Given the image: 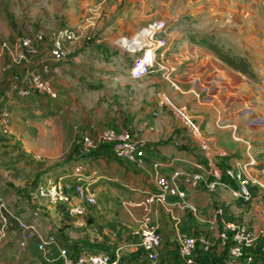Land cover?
Segmentation results:
<instances>
[{"label": "crops", "instance_id": "crops-1", "mask_svg": "<svg viewBox=\"0 0 264 264\" xmlns=\"http://www.w3.org/2000/svg\"><path fill=\"white\" fill-rule=\"evenodd\" d=\"M0 13L2 26H5L2 33L14 43L21 35H32L39 28L46 31L47 37L40 45L36 62L19 66L17 72L25 73L43 65L55 66L58 74L51 80L59 93L60 104L44 116L46 110L35 109V117L24 122L19 115L32 111L20 100H35L36 94L19 96L13 78L12 83L0 89V109H10L11 117L4 135L7 139L1 141L9 145L7 153L0 147V194L5 196L15 216L35 225L34 231L24 230L13 216L8 215L6 237L0 242V264H58L59 248L50 246L46 251L40 250L39 237L55 234L61 244L65 245L68 239L75 244V248L70 249H82V239L68 237V232L79 228L85 234L94 228L90 231L92 242L102 241L104 249L110 253L119 250L120 264H150L149 253L139 245L133 231L146 212L142 203L157 191L156 171L166 176L178 169L194 173L199 163L203 165L206 180L193 187L185 176H181L177 185L186 196L170 195L166 203L156 202L150 207L162 237L158 264H187L179 250L184 235H206L212 241L209 250L198 245L196 264H231L229 250L219 239L221 224L217 208L220 206L224 207L228 220L244 223L254 231L256 242L249 264H264L261 247L264 240V176L260 170L264 167V156L245 150L244 143L237 141L231 129L215 127L214 122L197 113L198 103L194 104L197 111L189 108L177 91L183 90L177 76L184 58L192 60L186 68L194 67L195 71L190 74H195L197 79L196 85L192 80L186 87L188 93H194L192 89L205 93L207 76L212 78L211 81L217 80V84L222 77L228 76V94L235 99L237 82L241 81V86L243 83L248 90L251 88L248 81L227 65L210 67L204 49L177 41L171 30L162 33L169 41L158 55L163 69L142 79H132L133 57L127 55L128 59L123 45L148 23L170 19V15L158 16L157 0H0ZM74 27H78L80 33L74 43H67L71 50L68 59L55 63L49 52L50 35ZM182 45L189 50L183 52ZM10 48L9 45L7 49L2 46L4 69L13 61L15 50ZM3 64L4 61L1 69ZM168 74L178 89L166 78ZM247 96L248 93L245 99ZM165 98L168 101L161 105ZM187 118L196 120L203 140L195 137ZM109 128L130 130L144 141V169L114 158L110 145L100 147L90 156H79L78 147L83 135L96 136ZM5 156L12 159L11 165L5 161ZM37 158L43 164L36 165L38 169H35ZM63 160L64 164L55 166L53 173L82 163L89 174L96 173L97 194V204L87 206L85 216L71 218L74 225L65 227L62 222L68 217H62L55 208L45 207L40 217L34 219L28 190H15V187L24 186L36 170L50 169ZM209 161L222 167H237L252 161L253 165L247 166V170L257 182L253 187V199L245 202L235 198L231 185L210 189L207 183L214 176L209 173ZM155 164L159 166L155 167ZM223 180L229 182L227 177ZM87 221L92 222L91 228ZM21 241H26L25 248L20 246Z\"/></svg>", "mask_w": 264, "mask_h": 264}, {"label": "built area", "instance_id": "built-area-1", "mask_svg": "<svg viewBox=\"0 0 264 264\" xmlns=\"http://www.w3.org/2000/svg\"><path fill=\"white\" fill-rule=\"evenodd\" d=\"M167 28L168 24L164 20L152 21L141 27L124 43L123 48L126 54L133 57L130 70L132 79H142L163 69L164 66L158 61V55L169 45L168 39L162 36ZM79 33V28L74 27L60 29L50 35L49 52L55 63L68 59L71 50L67 47V43H74ZM46 37V31L39 28L32 35H21L13 48L15 50L12 56L13 61L7 64V68L13 70L14 86L21 97L41 94L56 99L59 96L51 80L54 75L58 74L55 66L43 65L41 68L25 73L17 72L19 66L36 62L40 45ZM164 103L165 100H162L161 105ZM10 119L9 111L2 109L0 124L7 128L10 125ZM188 120L192 124V120ZM193 132L196 133L195 130ZM106 145H110L114 158L125 160L139 169H144L145 143L135 137L130 130L109 128L96 136L85 134L80 138L78 154L79 156H90ZM208 165L209 173L214 176V179L207 183L210 189H215L219 185H231V192L235 198L245 202L253 199V187L257 182L247 170V166L253 165L252 161L237 167H222L213 161H209ZM158 166L159 164H155V167ZM197 168V172L194 173L178 169L171 176L160 175L156 171L157 191L148 195L142 203L146 212L139 221L138 227L133 231V235L138 238L139 245L149 253L150 264H158L159 248L162 244V237L152 218L150 207L156 202L166 203L170 195L185 197L186 192L180 190L177 185L181 176H185L186 181L193 187L206 180L207 177L202 171L203 165L199 163ZM260 170L264 176V167ZM95 175L96 173L89 174L82 163H76L66 171L47 176L28 190V200L32 204V217L34 219L40 217L45 207L55 208L62 217L73 218L84 215L87 206L97 204ZM224 177H227L229 182L223 180ZM8 215L15 218L20 228L34 231L35 225L20 216H15L9 209L5 196L0 194V242L6 237L5 227ZM217 215L221 224L219 239L229 250L231 264L251 263V251L256 242L254 231L244 223L228 220L222 206L217 208ZM199 244L209 250L212 241L206 235L182 236L179 250L187 264H196L195 253ZM20 246L25 248L26 241H21ZM50 246L59 248L60 263L58 264H120L121 262L119 250L114 253L84 252L82 249L72 250L69 246L61 244L59 236L55 234L45 238L39 237L40 250L46 251ZM261 247L264 251V240Z\"/></svg>", "mask_w": 264, "mask_h": 264}, {"label": "rangeland", "instance_id": "rangeland-1", "mask_svg": "<svg viewBox=\"0 0 264 264\" xmlns=\"http://www.w3.org/2000/svg\"><path fill=\"white\" fill-rule=\"evenodd\" d=\"M157 4L159 9L158 16L160 18H165L167 17L166 15L171 16L169 20L167 19V23L170 26L167 30L174 32V37L177 41H184L185 44L192 45L197 49H204L207 52L206 61L210 67L226 66V64L207 44L215 45L223 52L242 55L251 62L256 73L255 79L233 69L239 77L248 81L251 87L245 90L243 83L241 86V81H238V91L235 94V99L231 98L228 94L230 87V83L228 82L229 77H225L224 75L225 78L222 77V80L219 82L220 84L216 83L217 80L211 81L212 78L209 79V76H207L205 93L201 91L198 93L195 89H192L194 93L186 92L185 89L190 85L192 80L194 85L197 83L196 75L190 74V71H195L194 67L189 70L186 68L188 63L192 61L188 58L183 59L181 69L179 70L180 74L177 76V78L181 80L180 84L183 90L177 91L182 99L186 100L189 108H193V110L197 111L194 104L197 105L198 103L200 108L197 113H202L206 120H211L212 123L214 122L215 127H225L227 131L231 129L232 135H236L237 141L244 143L245 150H249L259 157L264 156V0H157ZM1 16L0 13V55L2 46L7 49L9 45V47H11L10 49H13L17 43V41L14 43V41L7 40L8 38L4 37L2 31L5 30V26H2ZM203 41H206V43H203ZM181 47L180 49L183 52L188 49L183 45ZM125 55L127 56L126 53ZM4 56L5 55L0 56V89L3 85L7 87V85L12 83L13 78V70L3 68L6 65ZM128 59L130 60V57H128ZM2 61H4V64L1 69ZM193 62L195 65L196 61L194 60ZM166 78L170 80L175 89L179 88L177 83L171 80L170 74L166 75ZM246 93H248V96L245 99ZM38 95H40L41 98H38ZM187 95L190 97L184 98ZM36 96L37 98L35 100H20L26 108L32 111L24 116L19 115V118L24 122L27 121V118L33 119L35 117L33 112L35 109L40 108V110H46L48 113H43L42 116H44L45 114H49L50 110H55L57 106H60L58 102L59 98L53 99L41 94H36ZM43 99L47 101H43ZM163 100H165L166 103L168 98ZM177 108H179V106H176V109ZM8 110L10 112V109ZM190 120H192V124L190 122L187 123L190 130L192 132L195 130L196 133L194 134L193 132L195 137L199 140H203L202 130L199 128L196 120L191 118ZM7 129L9 128L0 126V142L7 139L4 136L7 134ZM243 136L244 138H242ZM240 137L242 139H240ZM1 143L0 147H4L7 153L6 150L9 145L3 144V142ZM17 145L19 146V144ZM17 145L15 147H17ZM5 157V161L11 165L10 162L12 159L7 156ZM64 161L65 160L51 166L50 169L47 170H36L33 173L34 175L24 186L20 185L19 187H15V190L22 188L23 190H29L47 176H52L55 166L57 167L64 164ZM40 164H43V162L37 158L34 161V168L38 169L36 165ZM82 216H85V214L78 217ZM87 222L90 224L89 228H91L92 222ZM62 225L65 227L74 225V223L73 220L71 221V218L68 217L62 222ZM93 230L94 228L90 231ZM90 231L85 234V231L79 228L72 233L68 232V237L71 238L70 236H73L82 239L80 248L83 250L110 253L109 250L104 249L103 246L105 244L101 243L102 241L96 240L98 242H92L91 238L93 235ZM66 241V246L75 248L73 242L68 241V239ZM95 243H97V245H95Z\"/></svg>", "mask_w": 264, "mask_h": 264}, {"label": "trees", "instance_id": "trees-1", "mask_svg": "<svg viewBox=\"0 0 264 264\" xmlns=\"http://www.w3.org/2000/svg\"><path fill=\"white\" fill-rule=\"evenodd\" d=\"M194 41V39H193ZM203 43H206V41H203ZM210 46L216 54L219 56V58L229 67L232 69L241 72L242 74L255 79L256 78V73L253 69V66L251 62L244 56L234 54V53H228V52H223L219 47L212 45V44H207ZM0 109V113H1Z\"/></svg>", "mask_w": 264, "mask_h": 264}]
</instances>
